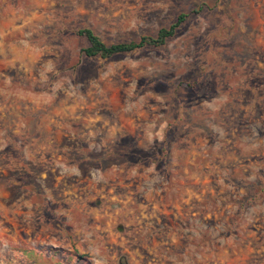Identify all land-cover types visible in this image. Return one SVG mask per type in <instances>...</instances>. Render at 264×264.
Segmentation results:
<instances>
[{"label": "rangeland", "instance_id": "obj_1", "mask_svg": "<svg viewBox=\"0 0 264 264\" xmlns=\"http://www.w3.org/2000/svg\"><path fill=\"white\" fill-rule=\"evenodd\" d=\"M7 263L264 264V0H0Z\"/></svg>", "mask_w": 264, "mask_h": 264}, {"label": "trees", "instance_id": "obj_2", "mask_svg": "<svg viewBox=\"0 0 264 264\" xmlns=\"http://www.w3.org/2000/svg\"><path fill=\"white\" fill-rule=\"evenodd\" d=\"M186 18V15H180L173 25L169 28H162L156 37L144 36L138 42L119 43L113 45H107L98 35L95 34L93 30L83 29L79 31V34L87 39L89 46L83 49L82 52L88 58L100 57L101 59H110L115 55L133 53L145 47H160L165 45L167 40L175 36L177 29L185 23ZM17 255L21 256V253H13V256ZM82 258L83 257L78 256V260L80 262H86L82 261Z\"/></svg>", "mask_w": 264, "mask_h": 264}]
</instances>
